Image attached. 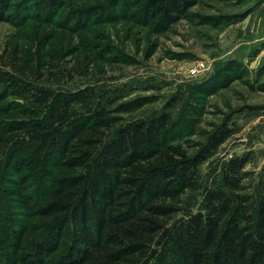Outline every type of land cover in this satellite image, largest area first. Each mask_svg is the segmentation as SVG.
<instances>
[{
  "label": "trees",
  "instance_id": "16d2710c",
  "mask_svg": "<svg viewBox=\"0 0 264 264\" xmlns=\"http://www.w3.org/2000/svg\"><path fill=\"white\" fill-rule=\"evenodd\" d=\"M201 1L0 0L16 29L0 50V264H264V192L254 206L242 192L247 159L208 184L199 173L231 132L190 154L170 104L124 120L150 99L60 87L113 54L94 26L165 30Z\"/></svg>",
  "mask_w": 264,
  "mask_h": 264
},
{
  "label": "rangeland",
  "instance_id": "374dc122",
  "mask_svg": "<svg viewBox=\"0 0 264 264\" xmlns=\"http://www.w3.org/2000/svg\"><path fill=\"white\" fill-rule=\"evenodd\" d=\"M100 1L67 3L85 8ZM188 12L189 18L165 30L150 31L124 20L94 26L104 38L101 44H110L113 54L104 55L82 76H66L60 87L93 86L98 94L110 90L125 96L122 102L150 99L121 114L124 120L170 104L174 132L190 154L203 149L215 133L228 130L230 137L200 167L201 179L208 184L222 163L247 159L242 192L252 197L254 206L264 192V0H202ZM206 17L211 21L204 22ZM15 31L11 24L0 23V50ZM199 61L207 70L190 77L189 69ZM225 79L229 83L224 85Z\"/></svg>",
  "mask_w": 264,
  "mask_h": 264
},
{
  "label": "built area",
  "instance_id": "2783aa9c",
  "mask_svg": "<svg viewBox=\"0 0 264 264\" xmlns=\"http://www.w3.org/2000/svg\"><path fill=\"white\" fill-rule=\"evenodd\" d=\"M207 70V65L203 61L197 62L193 67L189 69V75L190 77H196L202 72H205Z\"/></svg>",
  "mask_w": 264,
  "mask_h": 264
}]
</instances>
